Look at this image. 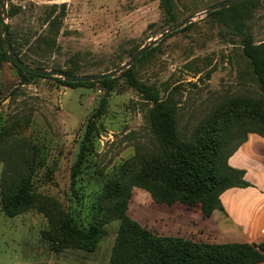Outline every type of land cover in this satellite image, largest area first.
I'll return each mask as SVG.
<instances>
[{"label":"rangeland","instance_id":"rangeland-1","mask_svg":"<svg viewBox=\"0 0 264 264\" xmlns=\"http://www.w3.org/2000/svg\"><path fill=\"white\" fill-rule=\"evenodd\" d=\"M224 1L174 0V23L166 21L160 0L5 3L6 22L22 48V61L77 76L114 71L149 41L191 19L134 64L138 81L162 98L176 91V132L180 139H190L199 128L248 122L264 99L244 54L248 40L264 44V0L256 1L247 17L237 12L206 14ZM53 5H66L59 32L46 22ZM3 50L0 44V180L9 158H29L35 170L34 205L28 211L8 217L0 194V264H110L121 221L104 226L107 235L93 253L73 247L56 252L48 238L52 221L82 230L98 225L102 208L109 204L106 186L114 179L130 182L162 150L154 105L130 87L123 74L112 78L109 93L100 84L71 89L59 78L21 73ZM103 100V113L94 119L97 130L74 177L88 122ZM261 159L264 164V155ZM124 214L161 237L198 244L241 243L220 222L222 212L216 213L220 219H208L200 205L157 204L133 184Z\"/></svg>","mask_w":264,"mask_h":264},{"label":"trees","instance_id":"trees-1","mask_svg":"<svg viewBox=\"0 0 264 264\" xmlns=\"http://www.w3.org/2000/svg\"><path fill=\"white\" fill-rule=\"evenodd\" d=\"M256 1L258 0H245L230 8L215 11L214 15L223 16L226 12L234 14L237 12V16L247 17ZM160 8L167 22L176 21L174 0H160ZM48 10L46 22L52 30L59 32L62 20L66 16V5H53ZM9 36L12 47L20 58L22 48L12 31H9ZM0 44L3 45L1 38ZM244 54L251 62L260 90L264 94V44L256 45L248 40L244 46ZM3 56L11 61L4 50ZM14 66L23 74L40 78ZM135 66L130 67L122 76L126 78L130 87L137 89L153 103L154 122L160 130L162 150L151 157L143 171L135 175L130 182L126 183L124 178L114 179L106 186L105 200L109 204L102 208L98 225L82 230L69 223L58 226L52 221V231L48 238L54 243V250L61 252L73 247L93 253L100 240L107 235L104 226L121 221L110 264L263 263L264 242L218 245L161 237L144 229L124 212L133 184L147 191L157 204L171 206L180 203L190 207L200 205L203 216L208 219L216 211L226 214L221 201V196L225 192L234 188L254 187L246 180V171L231 167L229 160L246 143L249 134H257L264 138V99L256 105L257 113L248 122H236L225 126L217 124L207 131L199 128L190 139H180L175 125L176 91L162 98L159 91H154L138 81ZM55 69L61 70L58 67ZM66 73L75 75L71 71ZM113 81L114 79H107L92 83H68L58 79V82L71 89L90 88L100 84L108 93L112 90ZM105 103V100L101 102L100 108L88 122L80 153L73 167L74 177L80 173L93 134L97 130L94 119L102 115ZM233 142L236 143L232 147ZM34 170V163L29 158L22 161L14 158L6 160V167L0 180V194L3 211L8 217L13 218L33 207Z\"/></svg>","mask_w":264,"mask_h":264},{"label":"crops","instance_id":"crops-1","mask_svg":"<svg viewBox=\"0 0 264 264\" xmlns=\"http://www.w3.org/2000/svg\"><path fill=\"white\" fill-rule=\"evenodd\" d=\"M264 138L257 134H249L248 140L230 158L229 164L235 169L246 171V180L255 185L254 188H234L221 196L226 214L216 216L225 223L229 231L241 243L264 242ZM260 157V158H259ZM220 213V212H219ZM226 221L228 223H226ZM260 264H264L260 263Z\"/></svg>","mask_w":264,"mask_h":264},{"label":"water","instance_id":"water-1","mask_svg":"<svg viewBox=\"0 0 264 264\" xmlns=\"http://www.w3.org/2000/svg\"><path fill=\"white\" fill-rule=\"evenodd\" d=\"M6 0H0V26H1V32H2V43L3 48L8 55L9 59L12 61L14 65H16L18 68L22 69L26 73L40 76V77H55L59 78L65 82L68 83H92V82H101L107 79H112L117 75L123 74L125 71H127L130 67H132L142 56H144L146 53H148L153 47H155L158 42L169 36L170 34L182 29L186 26V24L191 20H187L180 25L172 28L170 31L165 32L161 35L158 39H154L148 42L147 45L140 48L137 52H135L123 66L120 68L105 73V74H99V75H83V76H77V75H71L64 71L60 70H49L42 67H32L26 63H24L15 53L9 37V27L6 22L8 18V12L6 7ZM245 0H227L222 3H219L217 5H214L210 8V10L206 13H212L215 11L223 10L230 8L232 6H235L239 3L244 2Z\"/></svg>","mask_w":264,"mask_h":264}]
</instances>
